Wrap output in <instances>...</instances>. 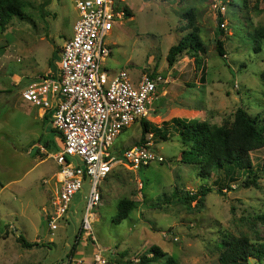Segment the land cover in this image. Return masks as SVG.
<instances>
[{"label":"rangeland","instance_id":"1","mask_svg":"<svg viewBox=\"0 0 264 264\" xmlns=\"http://www.w3.org/2000/svg\"><path fill=\"white\" fill-rule=\"evenodd\" d=\"M78 1L22 0L23 16L14 18L5 30L0 27V264L63 260L81 223L83 203L79 214L61 223L53 236L41 232L63 163L52 156L62 151V141L53 132L50 118L36 117L37 110L20 100L22 90L47 71L56 50L73 37ZM114 1L128 18L114 23L106 36L112 54L103 67L124 70L132 81L147 70L163 76L168 83L164 90L159 88L144 120L155 133L166 132L170 138L151 140L153 151L164 162L140 169L121 165L100 183L102 205L93 224L97 244L82 240V246H89L85 257L93 256L95 248L102 250L107 264H136L157 246L179 264H220L219 243L224 235L245 236L253 243L264 240V149L251 154L260 188L243 187L252 174L247 171L234 175V180L227 168L203 178L197 165L181 163L187 148L174 125L165 122L181 118L230 125L242 108L264 125V0H228L224 15L216 7L220 0ZM191 11L193 24L184 17ZM194 28L205 51L197 58L182 55L169 66V49ZM219 40L224 42L225 58L217 53ZM142 130L141 122L134 124L109 152L121 155L141 144ZM42 147L46 153H40ZM203 188L210 192L190 209L174 202L188 191L196 194ZM82 197L77 193L72 207ZM123 199L135 205L129 218L116 224L117 206ZM248 264H264V259Z\"/></svg>","mask_w":264,"mask_h":264},{"label":"built area","instance_id":"2","mask_svg":"<svg viewBox=\"0 0 264 264\" xmlns=\"http://www.w3.org/2000/svg\"><path fill=\"white\" fill-rule=\"evenodd\" d=\"M227 1L220 0L216 6L223 15ZM77 9L74 35L59 50L56 70L28 85L21 97L48 113L62 141V151L52 156L63 163L57 173L51 208L45 212L46 232L53 236L60 222L79 214L83 203L81 223L73 238L77 241L82 237L96 245L93 224L98 221L102 205L100 183L121 165L140 169L164 162L152 149V134L147 143L129 147L121 155H112L109 149L125 130L150 115L158 87L166 81L151 70L132 81L124 70L113 72L103 67L112 54L106 36L114 23L128 18L125 10L115 7L114 0H79ZM77 193L83 197L74 208ZM71 246L65 258L55 264H107L101 249L94 250L88 263L79 252L72 255Z\"/></svg>","mask_w":264,"mask_h":264},{"label":"trees","instance_id":"3","mask_svg":"<svg viewBox=\"0 0 264 264\" xmlns=\"http://www.w3.org/2000/svg\"><path fill=\"white\" fill-rule=\"evenodd\" d=\"M22 16V0H0L1 29H7L14 18ZM184 17L189 20V24H193L195 18L193 11L184 14ZM222 21L221 18L218 19L219 25ZM198 33L199 30L194 28L178 44L169 49L167 55L169 66H173L182 55H191L197 58L199 54L205 51ZM216 50L221 58H225L226 50L222 40H219L217 43ZM58 53L59 50L57 49L55 54L57 55ZM165 123L167 125L169 123L174 125L175 131L180 135L182 144L187 148L182 153L181 163L197 165L199 175L203 178H207L215 170L224 168H227V173L232 177L231 179L241 171L251 173L253 167L251 154L264 149V125L257 123V118H253L242 108L236 111L234 121L230 125L211 126L204 121L181 118H174L170 122ZM141 125L143 128L140 140L141 144L147 143L148 136L151 134L155 140L156 138L163 140L170 138L166 132L155 133L153 125L146 120H142ZM58 137L61 138L60 136ZM249 176L250 180H246L243 187L253 186L260 188L256 174L252 172ZM207 192H210L207 188H203L201 192H197L196 194L188 191L186 194L176 197L174 202L186 204L188 209H190L192 203L196 201L199 203L201 197L205 196ZM134 205L133 201L127 199L121 200L117 206L118 212L114 218V222L120 224L122 221L128 219ZM262 218L264 219V216ZM61 223L63 222H60V228L62 226ZM224 236L222 242L219 243V246L222 248L219 256L220 264H248L252 259H264V240L253 243L245 236ZM18 239L26 244L23 236L18 237ZM82 240V237L77 241L74 239L70 244L72 245L70 251L72 255L80 252L83 244ZM161 259H164L163 264H179L175 258L163 254L162 250L157 246L152 247L149 254L142 255L136 264H152ZM130 264L133 263L131 262Z\"/></svg>","mask_w":264,"mask_h":264},{"label":"crops","instance_id":"4","mask_svg":"<svg viewBox=\"0 0 264 264\" xmlns=\"http://www.w3.org/2000/svg\"><path fill=\"white\" fill-rule=\"evenodd\" d=\"M64 44H65V42H64ZM64 44H62V45H64ZM62 47V46H61ZM58 50H60V48L58 49ZM59 60V55H58V57L56 56V54H54L52 57H51V60H50V62H49V66H48V68H47V71H45L44 73H42V74H40V75H38V76H36L33 80L34 81H36L37 79H39V77L40 76H42V75H44L45 73L47 74V73H50V72H52V71H55L56 70V68H57V61ZM50 68L51 69H53V70H50ZM142 73H144V72H142ZM141 73V74H142ZM157 74V73H156ZM141 76V75H140ZM140 76L138 77V78H136V79H134L133 81H137L139 78H140ZM33 80H31V81H33ZM30 81V82H31ZM33 81V82H34ZM166 81V80H165ZM137 83V82H136ZM165 83H168V82H165ZM27 87V86H26ZM25 87V88H26ZM162 88L163 90H164V83L163 84H160L159 85V87H158V90H159V88ZM24 88V89H25ZM23 89V90H24ZM0 91H3V90H0ZM8 93V92H7ZM157 97H158V95H157ZM157 97H156V99H157ZM156 99H155V101H156ZM20 100L22 101V103H25L24 101H23V99H22V97H21V95H20ZM154 101V102H155ZM25 105L26 106H28V108H34V109H36L37 110V112L35 111V113L37 114V116L36 117H38V118H43V119H46V118H50V116L48 115V113H45L42 109H39V108H35V107H33L32 105H28L27 103H25ZM153 109V108H152ZM152 111V110H151ZM49 124H50V121H49ZM51 125V124H50ZM51 127H52V125H51ZM52 130H53V132L55 133V135L57 136V138H59L58 137V135H57V133H56V131L53 129V127H52ZM60 139V138H59ZM42 148H44V147H42ZM42 148H40V153H46V149H45V152H43V150H42ZM39 151H38V153H39ZM39 153V154H40ZM52 155V154H51ZM58 155V154H57ZM57 161V160H56ZM39 163H43V160H41ZM3 189V188H2ZM53 196V195H52ZM51 196V197H52ZM44 227V226H43ZM41 232H42V234H46V229H45V227H44V230L42 231V229H41ZM2 233H3V231H2ZM18 234H20L19 232H16V235H18ZM86 248L88 249L89 248V246H86L85 247V245L84 246H82L80 249V254H81V258H83V259H85L86 260V262H88V263H90L91 262V260H92V256L89 254L88 255V257H85L86 256ZM94 250H95V248H93ZM90 251H92V249H89ZM66 255V254H65ZM57 262H59V261H57ZM56 262V263H57Z\"/></svg>","mask_w":264,"mask_h":264},{"label":"water","instance_id":"5","mask_svg":"<svg viewBox=\"0 0 264 264\" xmlns=\"http://www.w3.org/2000/svg\"><path fill=\"white\" fill-rule=\"evenodd\" d=\"M44 230V227L42 228V231Z\"/></svg>","mask_w":264,"mask_h":264},{"label":"clouds","instance_id":"6","mask_svg":"<svg viewBox=\"0 0 264 264\" xmlns=\"http://www.w3.org/2000/svg\"><path fill=\"white\" fill-rule=\"evenodd\" d=\"M45 149V148H44Z\"/></svg>","mask_w":264,"mask_h":264}]
</instances>
